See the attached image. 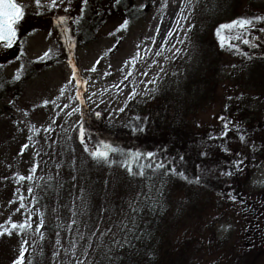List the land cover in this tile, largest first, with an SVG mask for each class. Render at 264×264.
<instances>
[{
	"label": "rangeland",
	"instance_id": "rangeland-1",
	"mask_svg": "<svg viewBox=\"0 0 264 264\" xmlns=\"http://www.w3.org/2000/svg\"><path fill=\"white\" fill-rule=\"evenodd\" d=\"M81 1L57 0V7L51 9L52 0H40V8L36 7L35 0H17L18 4L24 6L25 16L17 26L14 46L5 49L0 45V82L8 85L16 80L18 74L21 76L18 86L5 91L0 97V222L12 221L17 216L15 202L11 203L19 192L20 184L16 182V177L18 174L30 173L34 166L30 162L35 160L36 148L46 140L45 129L49 125L56 131H76L78 136L79 122L84 120L85 112H88L90 119L96 123L102 121L112 129H127L131 133L129 135H133L128 126L135 123L132 117L137 115L130 114V111L138 106L143 107L145 100L164 77L174 76L179 68L176 61L187 50L197 0H166V6L165 0H159L155 7L151 3L147 4V0H136L135 6L147 7L141 16L128 21L127 30H121L124 23L122 18H108L87 41L79 39L78 31L67 25L80 10ZM237 4V18L264 17V0H237ZM182 6L186 20H181L179 16ZM65 8L69 11L65 12ZM37 12L42 14L37 15ZM64 16L68 20L59 24L58 18ZM157 28L160 30L159 35L156 33ZM261 28H264V23L256 24L250 37H260L256 41L259 47L252 49L243 45L245 50L241 48L252 59L229 49V53L222 57L217 68L215 97L210 106L198 112L191 128L194 136L210 140L209 134L218 136L223 131V121L219 117H225L230 122L228 134L215 141H224L229 155H217L228 160L227 164L233 171L232 161L242 159L247 183L239 190L240 187L235 186L237 181L234 183L235 179L228 178L229 192L236 197L235 202L229 200L228 193L223 197L213 195L211 199L214 202L203 219L198 216L194 219H189L191 216L183 218V226L169 235L173 245L189 236L209 235L211 238V242L199 251L193 248L188 264H264V33L260 32ZM65 29H70V34L65 33ZM168 31H173V36L168 40L162 55L156 57L155 53ZM173 44L175 48H172ZM176 49H180V54L174 56ZM45 53H48L49 58L38 62ZM132 60L136 62L135 69L128 63ZM153 60L157 61L155 65L152 64ZM73 65L78 79L87 81L86 91L84 88L78 91L76 82L71 80ZM161 65L164 72H160ZM93 66L96 71H91ZM130 70L132 75L125 81L124 77ZM144 70L148 71V76L141 75ZM157 75L159 79L154 84H148L146 90L145 83ZM130 81L136 82L139 93L133 100L128 99ZM117 84L123 91L114 87ZM93 92L96 95L89 99ZM78 95H82L83 104L77 99ZM52 100L59 107L50 103ZM101 100L104 102L100 103ZM45 101H49L46 106ZM125 103L128 107L119 113L118 109L124 107ZM74 108H81L83 115L77 111L69 117L67 113ZM128 108H131L129 112L126 111ZM96 111L102 113L99 120L95 118ZM53 120L55 124H52ZM92 125L97 124L93 122ZM145 132L149 135L147 130ZM241 134L245 136L244 142L239 140ZM31 135L35 138L30 140L28 137ZM134 135L144 137L141 134ZM37 136L39 141L33 143ZM25 144L29 146L27 149H23ZM51 149L52 154L54 146ZM234 177L237 178V173ZM175 193L183 195L179 190ZM201 201L205 200L201 198ZM208 203L205 201L204 204ZM201 205L197 203L196 209L200 210ZM36 219L39 225V216L36 215ZM207 224L208 230L204 231ZM13 253L11 247L6 249L0 243V264H9ZM78 261L92 264L91 249L88 247L82 253L80 244L70 245L56 237L49 264H78Z\"/></svg>",
	"mask_w": 264,
	"mask_h": 264
},
{
	"label": "trees",
	"instance_id": "trees-1",
	"mask_svg": "<svg viewBox=\"0 0 264 264\" xmlns=\"http://www.w3.org/2000/svg\"><path fill=\"white\" fill-rule=\"evenodd\" d=\"M135 1L120 0L116 4V0H88L81 15L82 0L80 10L67 25L78 31L79 39L87 41L108 18L130 21L141 16L146 9L135 6ZM158 1L147 0V4L151 3L155 7ZM237 7V0H197L187 50L176 61L178 71L174 76L164 77L145 100L143 107L126 110H131L130 114L145 120L144 127L149 135L145 132L141 134L144 137L139 138L134 134L129 135L131 133L127 129H112L102 121L96 123L90 119L88 112H85L83 120L93 140L104 139L129 151L156 152L159 154L158 159H170L169 167L184 171L189 179H195L199 174L198 165L214 168V173L206 181L202 180L200 185L190 184L178 176H146L144 179L129 176L126 169L118 164L111 167L97 165L83 151L76 131L61 132L55 128L47 134L48 139L44 140L43 145L38 143L40 146L36 148L35 160L30 162L34 166L38 165L33 180L17 179L20 175L27 177L30 173L18 174L16 177V182L20 184L15 198L17 216L11 222L26 223L31 217L32 227L0 236L1 246L14 250L9 264H14L21 248L27 250L25 264H49L56 237L70 245L80 244L83 253L88 248V237L92 232H96L90 248L92 264H109L107 257L101 259L109 247L112 251L107 256L114 257L111 264H188L193 248L199 251L211 242L209 235L189 236L173 245L169 235L183 226V218L191 216L189 219H194L198 216L203 219L214 202L211 197H223L229 193L228 178L235 179L234 183L237 181L235 186L240 187L239 190L247 181L244 179L245 170L238 172L237 178L234 175L219 177L221 171L231 169L228 160L217 155H229L224 151L227 147L225 142L196 137L191 131L198 112L210 106L215 97L217 68L222 57L229 53L228 48L221 49L216 31L221 25L237 19ZM240 47L243 50L246 48L243 45ZM19 82L14 80L8 85L0 82V97L5 91L17 87ZM93 122L97 125L91 126ZM36 139L33 143L39 141L38 136ZM52 146L54 151L51 154ZM42 149L44 152H40ZM205 151L207 157L202 156ZM180 156L185 157L183 163L179 160ZM29 188L33 190L35 199L29 197ZM177 190L183 195H177ZM21 195L24 196V208L19 207ZM145 195L151 197L147 202L144 200ZM201 198L210 203L204 204ZM153 203L154 208L150 211L148 205ZM197 203H202L200 210L196 209ZM133 207L140 211L133 213ZM36 215L44 225L39 231ZM210 224L213 226L214 221ZM0 225L10 228V223L6 221L0 222ZM109 228L111 232L104 236L103 247L97 248L100 234ZM18 231L20 234H17ZM81 234L84 239H80ZM115 241H120L122 246H114Z\"/></svg>",
	"mask_w": 264,
	"mask_h": 264
},
{
	"label": "snow or ice",
	"instance_id": "snow-or-ice-1",
	"mask_svg": "<svg viewBox=\"0 0 264 264\" xmlns=\"http://www.w3.org/2000/svg\"><path fill=\"white\" fill-rule=\"evenodd\" d=\"M36 2V7L40 8L41 3L40 0H35ZM63 2V0H61ZM120 0H116V4H119ZM88 4V0H83V6L81 8V15H83L86 7ZM165 6H166V0H165ZM57 7V0H52V3L50 5L51 9H55ZM142 7H147V5H144ZM65 12L69 11L68 8L64 9ZM37 15H40L42 13L37 12ZM25 16V10L24 6L21 4L17 3V0H0V45H2L5 49H11L14 46L15 39L17 37L18 33V24L20 21L24 18ZM179 16L181 20H186L187 17L184 15V7L182 6L180 9ZM68 20L67 16L64 17H59L58 18V23L59 24H64ZM76 23H79V21H76ZM259 23H264V17H255V18H237L231 23L228 24H223L221 25L217 31H216V36L217 40L219 42V45L221 49L228 48L231 51H235L237 53H240L242 56H246L248 59H252L250 54L244 53L241 51L240 45L247 46L248 48L255 49L259 47V44L256 42L260 39L259 36L255 37V39L250 38L252 36V32L254 30V27L256 24ZM180 21H177V26L179 28ZM129 25L128 20H125L124 23L121 25V30H127ZM191 29H189L190 31ZM159 28L156 29L157 35H159ZM71 30L70 29H65V33L70 34ZM261 33H264V28L260 29ZM173 36V31H168L167 35L164 37V42L161 44L160 49L156 51L155 56L160 57L162 55V52L164 50V47L167 45L168 40ZM73 47L75 46L74 40L72 41ZM153 44H155V39H153ZM139 47V46H138ZM172 48H175V45H172ZM172 48H169V51H172ZM72 49H69L71 51ZM147 51V50H146ZM180 54V49H176L174 56ZM48 53H45L43 57L40 58V61H46L48 59ZM168 59V57H165ZM132 65V69H135L136 62L135 60L129 61ZM157 63L156 60L152 61V64L155 65ZM97 64H99V60L97 61ZM152 65H149L151 67ZM74 73L73 76L71 77V80H74L76 82V87L77 90L79 91L81 88H84L86 91V84L87 81H81L78 79V77L75 75V65H73ZM91 71H96V67L93 66ZM160 72H164V67L161 65L160 66ZM132 75V71H128L127 75H125L124 80L127 81L128 78ZM142 76H148V71L144 70L141 72ZM21 79V76L18 74L16 76V80L19 81ZM159 79V76L157 75L156 78L150 79L147 83H145V89L147 90L148 84H154L156 81ZM71 82V81H70ZM124 81H121L123 83ZM131 85V91L128 94V99L133 100L135 99L139 93L136 90L135 81H130L129 82ZM140 83H144V81H140ZM119 91H123V89L120 88V85H114ZM119 91L117 94H119ZM155 91V89H153ZM96 93L93 92L91 96H89V99L92 98V96H95ZM77 99L81 101V104H83V99L82 95H78ZM228 99H232V97H229ZM104 101L101 100L100 103H103ZM49 103V101H45L44 104L45 106ZM50 103L55 105L56 107H59V105L56 104L55 100H52ZM93 103H96V101H93ZM99 107V104L96 105ZM65 108L68 107V105H64ZM128 107V104L125 103L124 107H120L118 109L119 113H123L125 109ZM80 111L81 115H83V111L81 108H74L72 112H68L67 115L70 117L73 112ZM113 111H116L113 109ZM95 118L99 120L102 116L101 111H96L94 113ZM109 119H111V116H109ZM221 121H223V131L218 134V136H214L212 134H209V139L210 140H215L217 138H223L227 136L229 127H230V122L223 116L219 117ZM132 120L135 122L132 125H129L130 130L133 134H142L146 131L144 124L145 121L141 119L139 116H134L132 117ZM56 121L53 120L52 124H55ZM62 127V126H61ZM79 131H78V141L79 144L83 146V151L87 153L91 159L97 164H103L105 166L111 167L113 165H119L120 167L126 169L127 173L129 176H137L141 179L146 178V176H152L153 178H156L159 176L160 178L163 177H179L182 178L183 180L187 181L190 184H196L200 185L202 180L206 181L209 177L210 174L214 173L215 169H208V168H203L200 167L199 165L197 166L200 171L199 174L195 177V179H189V177L186 175L184 171H178L175 167H169V163L171 162L170 159H158L159 154L156 152L148 151V152H140V151H129V150H124L116 145H114L112 142H109L104 139H99V140H93L92 135L90 132L87 131L84 121L81 119L78 125ZM54 131L51 125L47 129H45V139H48V133ZM237 131L239 132V126L237 125ZM28 139H32L31 136L28 137ZM69 140H71V137H68ZM239 140L241 142L245 141V136L243 134L239 135ZM55 143V141H53ZM92 145L91 147L89 145ZM29 146L25 144L23 146V149H27ZM35 147V145H33ZM23 149L21 151V155L23 154ZM225 153H229V149H224ZM40 153L37 152V156H39ZM208 153L205 151L202 153V156L207 157ZM114 157H119L120 159L117 160ZM179 160L181 163L184 162L185 157L180 156ZM244 163V161L241 160H234L232 161L233 170H228V171H221L219 173V177H231L234 174L242 171L241 165ZM38 169V165L33 166L30 169V174L26 177L23 175L18 176L19 181H32L33 180V174L36 173ZM217 177V178H219ZM75 179V176L73 177ZM161 187H163V183L161 184ZM32 189H28V195L31 199H35V197L32 196ZM229 200L232 202H235L236 197L229 192L228 193ZM150 195H145L144 200L147 202L150 200ZM24 196H20V208H24L25 205L23 203ZM15 201H12L11 203H14ZM149 210L151 211L154 208V203L148 205ZM19 211V209H17ZM140 209L133 207L132 212L137 213L139 212ZM10 223V228H6L4 225H0V236H3L5 234L11 235L13 230H28L32 227L31 224V217H29L28 221L26 223ZM76 221L73 220V224H75ZM43 221L37 226V231H39L41 228H43ZM126 227V226H125ZM133 227H135V216H133ZM71 230V229H69ZM78 231V230H77ZM99 229H97V232ZM131 231V229H129ZM108 232H111V229H107L105 232L101 233L99 236V243L97 244V248L103 247V238L105 235L108 234ZM17 234H20L18 231ZM96 236V232H92L91 235L88 237V245L87 247L91 248L92 247V237ZM80 239H84L83 235L81 234ZM59 243V241H57ZM114 246H122L120 244V241H115ZM26 249L21 248L19 252L18 258L14 261V264H25V255H26ZM112 251V248L109 247L105 253L102 254L101 259L103 260L105 257L108 258L109 264H111V260L114 259V257H108L107 254ZM87 254V253H85ZM58 255V253H56ZM78 264H83L82 261H78Z\"/></svg>",
	"mask_w": 264,
	"mask_h": 264
},
{
	"label": "water",
	"instance_id": "water-1",
	"mask_svg": "<svg viewBox=\"0 0 264 264\" xmlns=\"http://www.w3.org/2000/svg\"><path fill=\"white\" fill-rule=\"evenodd\" d=\"M13 48V47H12Z\"/></svg>",
	"mask_w": 264,
	"mask_h": 264
}]
</instances>
